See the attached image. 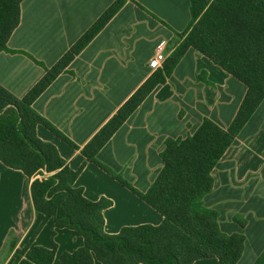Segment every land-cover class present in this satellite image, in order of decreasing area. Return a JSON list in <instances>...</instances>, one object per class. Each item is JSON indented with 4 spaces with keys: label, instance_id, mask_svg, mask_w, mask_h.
Wrapping results in <instances>:
<instances>
[{
    "label": "crops",
    "instance_id": "crops-1",
    "mask_svg": "<svg viewBox=\"0 0 264 264\" xmlns=\"http://www.w3.org/2000/svg\"><path fill=\"white\" fill-rule=\"evenodd\" d=\"M114 1L21 0L18 24L6 41L7 49L0 51V85L21 98ZM190 21V0H123L31 103L70 141L41 123L35 127L36 135L52 143L71 169L80 167L73 185L89 200H110L102 210L106 233L123 226L158 225L162 215L137 192L144 193L159 173L165 142L191 135L203 119L226 129L246 93L243 82L194 48L186 49L164 73V64ZM158 45L164 46L166 58L162 67L152 70L148 60ZM157 73L164 80L97 150L98 163L86 159L81 152L85 144ZM210 174L212 187L202 202L216 212L222 233L243 236L237 264H253L264 253V100ZM29 188L30 179L20 169L0 161V264H22L26 253L14 263V252L40 223L31 246H51L53 220L34 210ZM53 241L52 264L62 252L83 244L82 236L66 227L54 229ZM93 264L102 263L94 259ZM191 264H218V260L197 259Z\"/></svg>",
    "mask_w": 264,
    "mask_h": 264
},
{
    "label": "trees",
    "instance_id": "trees-1",
    "mask_svg": "<svg viewBox=\"0 0 264 264\" xmlns=\"http://www.w3.org/2000/svg\"><path fill=\"white\" fill-rule=\"evenodd\" d=\"M20 2L0 0V51L7 49L6 41L18 24ZM122 3L115 0L110 4L21 98L0 85V161L20 169L30 179L34 210L44 219L53 220L51 246H31L40 223L25 245L15 250L13 262L26 253L22 264H52L56 251L54 229L66 227L76 230L83 244L72 252H62L54 264H93L94 259L102 264H191L212 257L218 264H237L243 236L222 233L216 212L204 206L202 197L212 187V167L256 105L264 100V0H190L191 21L166 60L164 73L186 49L194 48L243 82L246 93L226 129L203 119L191 135L165 142L159 173L144 193L137 192L162 215L158 225L123 226L116 233H106L102 210L110 200L85 198L82 189L73 185L80 167L71 169L52 143L36 135L35 127L41 123L70 143L31 108V103ZM163 80L164 75L157 73L137 88L82 148L86 159L98 163L97 150ZM263 261L264 253L253 264Z\"/></svg>",
    "mask_w": 264,
    "mask_h": 264
},
{
    "label": "built area",
    "instance_id": "built-area-1",
    "mask_svg": "<svg viewBox=\"0 0 264 264\" xmlns=\"http://www.w3.org/2000/svg\"><path fill=\"white\" fill-rule=\"evenodd\" d=\"M164 46L158 45L153 56L148 60V67L152 70L162 67L163 62L166 58L164 55Z\"/></svg>",
    "mask_w": 264,
    "mask_h": 264
},
{
    "label": "rangeland",
    "instance_id": "rangeland-1",
    "mask_svg": "<svg viewBox=\"0 0 264 264\" xmlns=\"http://www.w3.org/2000/svg\"><path fill=\"white\" fill-rule=\"evenodd\" d=\"M40 172H42L43 174V176H47L48 175V173L47 172H45V171H40ZM42 175H38V174H36V176H38V177H41ZM10 242H15V240L14 239H12ZM20 248L18 247L17 248V250H19Z\"/></svg>",
    "mask_w": 264,
    "mask_h": 264
}]
</instances>
